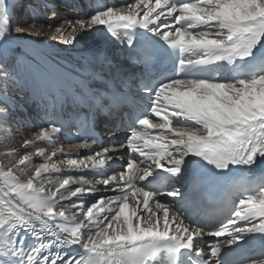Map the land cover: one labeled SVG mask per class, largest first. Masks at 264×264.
<instances>
[{"label":"snow or ice","instance_id":"1","mask_svg":"<svg viewBox=\"0 0 264 264\" xmlns=\"http://www.w3.org/2000/svg\"><path fill=\"white\" fill-rule=\"evenodd\" d=\"M85 7L59 26L33 18L13 29L17 9L35 17L49 4L0 0L5 147L19 107L11 92L29 83L12 54L13 30L33 43L45 27L64 45L80 43L78 34L99 36L71 71L33 70V94L52 103L44 102L45 123L21 147L35 148L43 162L15 147L4 153L0 264H264V0H86ZM32 54L43 59L38 48ZM69 106L74 117L64 120ZM98 122H111L112 133L126 125L123 143L58 164L62 147L48 155L34 142L56 147L75 126L81 140L66 142L93 149ZM124 148L126 162L106 174L125 159L110 152ZM240 170L248 177L237 179ZM96 185L115 195L89 200L101 191Z\"/></svg>","mask_w":264,"mask_h":264},{"label":"bare ground","instance_id":"2","mask_svg":"<svg viewBox=\"0 0 264 264\" xmlns=\"http://www.w3.org/2000/svg\"><path fill=\"white\" fill-rule=\"evenodd\" d=\"M44 3L49 4V8L45 10H41L38 15L33 17L29 12L27 11H21L17 9V15L15 16V12L12 16V18L15 20L16 17H19V23L20 25L30 24L32 19L35 18L39 21H41L44 24H53L56 25L57 22H61L62 19H75L78 16H82L85 14V12L88 10V8L85 7V4L83 3L84 0H60V5L62 8L60 10H56V3H59V0H43ZM132 2V0H116L115 4H124ZM31 3L35 4L36 0H31ZM65 4L72 5V8L65 7ZM66 8L65 10H63ZM55 10L57 15L55 18L52 17L51 12L52 10ZM21 11V12H20ZM63 11V12H61ZM59 13V14H58ZM58 17H61L60 19ZM60 24H58L59 26ZM65 27H67L65 25ZM89 38L85 37L84 34H78L77 38L80 40V43L76 45H64L61 43L56 35H54V29H49L45 27L42 30L41 38H39L38 42L33 43L34 38L29 36H20L18 34L13 35L12 34V40L14 41L10 47L13 49V55L18 58L20 57L26 61V65L28 68V73L26 74L25 80L28 81V87L29 91L31 93V100H27V103L20 104V107H18L17 115L19 116H29L28 122L22 119L23 124L25 125L22 127L21 123H18L17 120L13 119L9 121L10 125L12 126V139L8 142V147H5L3 144H0V163H6V157L4 156V153L8 151L11 147L17 148L21 152H28L31 154V159L35 163H41L43 162V158L35 155V148L31 149H25L22 148L21 145L24 140H33L31 139L30 135H32V138H34L33 134L37 132L40 128V120L39 117H36L35 110H37V107H35L38 104H34L41 96L34 95L33 91L30 86L31 81V75L33 73V70L38 65L41 71H48L50 68H58L61 71H71L73 68H76L78 64L81 62V50L84 49L86 43H92L94 40L99 39V36L93 34H87ZM38 48L43 53V59L39 60L35 58L32 54V49ZM21 60V59H20ZM24 60H21L22 64H24ZM21 68V67H20ZM19 76L21 79V74L19 72ZM94 86L99 87V84L96 83ZM17 96L19 97L22 94V90L19 89L16 91ZM16 96V97H17ZM47 100L52 103V100L47 97ZM40 104V103H39ZM30 114H33V117H30ZM64 138L61 136L59 139L55 140L54 143L56 147H47L45 142L43 141H35V143L44 145L46 147V154L50 155L53 149L58 150L59 148H63L64 153H66V156L63 157H54V161H56L58 164L60 160L67 159L68 156H71L73 158H76L77 155L79 157H84V152L89 149L85 150H78L77 148L73 146H64L63 145ZM57 144H60L61 146L57 147ZM128 151H125L124 153H119L120 155L126 156ZM63 167V165H62ZM64 175L69 174V170L65 167L64 169ZM72 174H76L74 171ZM85 175H91V172H87ZM102 188L103 185H100ZM75 187V186H73ZM87 187V186H86ZM106 194L108 192L105 191H97L95 194H90L88 199L91 200L94 197H98V194ZM163 199V198H162ZM168 199H171L170 197ZM153 210H155L154 206ZM213 239V237H206V241H210Z\"/></svg>","mask_w":264,"mask_h":264},{"label":"rangeland","instance_id":"3","mask_svg":"<svg viewBox=\"0 0 264 264\" xmlns=\"http://www.w3.org/2000/svg\"><path fill=\"white\" fill-rule=\"evenodd\" d=\"M59 4H60V0H59ZM58 4V6H56V10H60V8H62V6L61 5H59ZM121 4V3H120ZM57 5V4H56ZM66 8H64L63 10H65ZM18 12H19V10H18ZM17 10L15 11V16L17 15ZM21 12V11H20ZM61 12H63V11H61ZM64 13V12H63ZM59 14V13H58ZM59 19L61 18V17H58ZM18 19H20L19 17H16V19L14 20L13 18H12V24H11V26L13 27V29H14V27H15V25L16 24H20L19 23V20ZM58 24H60V22H57L56 23V26H58ZM12 34L13 35H16V33L14 32V30H13V32H12ZM85 35V37H87V38H89V36H87V34H84ZM18 58L19 59H21V60H24V59H22L21 57H20V55L18 56ZM27 66L28 65H26V61L24 60V64H22L21 65V68H19V72H20V74H21V80L22 81H26L25 80V77L24 76H26V74L28 73V68H27ZM21 90H22V94L18 97L17 96V90H13L12 92H11V95H12V97L16 100V102H17V105H19L20 106V104H25V103H27V100H31V93H30V91H29V87L28 86H25V87H23V88H21ZM17 96V97H16ZM21 107V106H20ZM30 115H32V117H33V114H30ZM14 119L15 120H17V122L18 123H21L22 125V127H24L25 125L23 124V121H22V119H24L25 121H27L28 122V117H24V116H19V115H15V117H14ZM30 137H31V139H34V138H32V135H30ZM35 142V141H34ZM60 147L61 145L60 144H57V147ZM53 151H58V150H56V149H53ZM81 158H83V157H81ZM54 159V158H53ZM55 160V159H54ZM96 187L98 188V189H103L100 185H96ZM103 191V190H102ZM101 195H115V193H111V192H108V193H106V194H98L97 196H101ZM89 197V196H88Z\"/></svg>","mask_w":264,"mask_h":264}]
</instances>
